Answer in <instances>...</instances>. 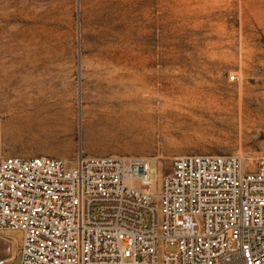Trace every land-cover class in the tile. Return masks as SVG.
Masks as SVG:
<instances>
[{"label":"rangeland","instance_id":"1","mask_svg":"<svg viewBox=\"0 0 264 264\" xmlns=\"http://www.w3.org/2000/svg\"><path fill=\"white\" fill-rule=\"evenodd\" d=\"M79 152L145 156L152 191L178 154L254 167L264 0H0V155ZM23 236L0 228L5 264Z\"/></svg>","mask_w":264,"mask_h":264},{"label":"built area","instance_id":"2","mask_svg":"<svg viewBox=\"0 0 264 264\" xmlns=\"http://www.w3.org/2000/svg\"><path fill=\"white\" fill-rule=\"evenodd\" d=\"M151 168L143 155H0V228L24 230L19 264H264V155L178 154L156 191Z\"/></svg>","mask_w":264,"mask_h":264},{"label":"crops","instance_id":"3","mask_svg":"<svg viewBox=\"0 0 264 264\" xmlns=\"http://www.w3.org/2000/svg\"><path fill=\"white\" fill-rule=\"evenodd\" d=\"M15 251H17L16 245H15Z\"/></svg>","mask_w":264,"mask_h":264}]
</instances>
